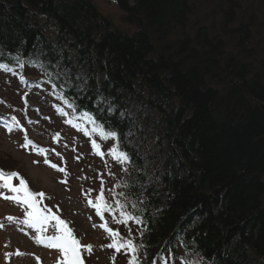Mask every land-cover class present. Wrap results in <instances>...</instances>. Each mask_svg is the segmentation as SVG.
<instances>
[{
  "label": "trees",
  "instance_id": "1",
  "mask_svg": "<svg viewBox=\"0 0 264 264\" xmlns=\"http://www.w3.org/2000/svg\"><path fill=\"white\" fill-rule=\"evenodd\" d=\"M196 1L114 0L126 32L93 0H0V63L121 134L141 264H264L262 33L245 0Z\"/></svg>",
  "mask_w": 264,
  "mask_h": 264
},
{
  "label": "rangeland",
  "instance_id": "2",
  "mask_svg": "<svg viewBox=\"0 0 264 264\" xmlns=\"http://www.w3.org/2000/svg\"><path fill=\"white\" fill-rule=\"evenodd\" d=\"M93 1L101 14L111 20L114 28L133 31L113 0ZM198 3L199 0L196 5ZM243 3L245 6L246 3L251 4V13L257 15L259 24L256 27L258 34L260 31L262 34L259 35L260 42L257 40L255 45L262 49L264 0H245ZM20 77L0 71V120L3 121L0 122V169L18 172L27 181L31 191L44 192L45 198L40 206H46L66 221L82 245H92L91 252L82 249L84 264H128L131 253H125L124 250L116 252L114 248L106 247L112 238L99 226L107 223L108 227L118 231L125 239L129 238L131 229L134 241L142 231L141 225L133 221L127 224L116 222L121 217L115 202L119 199L122 203V199L109 190L120 193L121 179L127 165L113 159L109 154L114 147L113 142L92 132L94 125L89 119L69 114L42 86L34 88L37 91L26 90ZM29 140L32 143L24 147ZM93 140L100 145L99 151L103 155L93 149ZM41 148L46 152L40 153ZM45 158L65 171H57L50 164H45ZM102 186L105 203L112 206L110 211L103 210V218L88 203L89 199L93 204L97 203L96 197ZM25 208L23 204L0 197V224L3 225L0 227V264H62L63 257L58 249L46 247L36 239L38 235H56L53 227L56 222L51 221L49 225L42 226L47 231L22 224ZM8 216L17 219L9 221L6 219ZM17 250L22 255H17Z\"/></svg>",
  "mask_w": 264,
  "mask_h": 264
},
{
  "label": "snow or ice",
  "instance_id": "3",
  "mask_svg": "<svg viewBox=\"0 0 264 264\" xmlns=\"http://www.w3.org/2000/svg\"><path fill=\"white\" fill-rule=\"evenodd\" d=\"M16 63L23 67L24 64L21 63L20 59H16ZM26 63L30 65H34V62L31 60L26 61ZM41 68L44 67L43 64L40 65ZM0 71L11 72L13 69L8 64L0 63ZM21 80H24L25 77L21 76ZM55 87V85H53ZM66 99V98H65ZM103 99V98H101ZM68 107L72 108L74 105L71 102H68ZM108 111H114V109L109 108ZM66 115L67 113H63ZM68 123H72V121H68ZM94 125H96V121H92ZM79 127V125H75ZM12 129L10 128L9 131ZM92 132H96L99 136L107 140L109 138L119 139L120 133L112 128H105L103 126L97 125L92 128ZM87 134V132H86ZM32 142L29 140L24 147H28ZM92 147L97 151L99 155H103L102 152L99 151L100 145L93 140ZM40 153L46 152L45 149H39ZM113 159L121 164L128 163L130 161V157L128 154L122 150H118V146H114L110 149L109 153ZM57 155H59L57 153ZM45 164H50V166L57 171H65L64 168L59 167L56 164H51V162L45 158ZM18 180V183L14 181ZM0 197H3L5 200H10L18 204H23L26 206L25 208V217L21 221L22 224H26L32 228H37L38 230L47 231L46 228L42 229V226L49 225L51 221H55V225H53L56 235L46 236V235H38L36 237L37 242L40 244H44L46 247L58 249L62 254L63 260L62 264H84L82 259V249L84 251L91 252L92 245H82L80 240L73 234V230L68 226L67 222L57 216L51 209L45 207H41L42 200L45 198L44 192H33L30 190L27 181L20 176L18 172L11 171L7 172L3 169H0ZM112 192L114 196H125L124 192L116 193L113 190H109ZM6 193H11L8 195ZM39 198V199H38ZM97 203L93 204L92 200L89 199V205H92L98 215L103 218V210H112V206L105 203L104 189L101 187L100 194L96 197ZM116 207L120 209L119 215L121 217L120 220L116 221L117 223L127 224L129 221H133L137 224L142 223L138 216L133 213L125 210V204H122L119 199H116ZM132 208H135L136 205H131ZM9 221H14L17 218L8 216L6 218ZM101 228H104L105 231L112 238L111 243L107 244L106 247L114 248L116 252H121L124 250L125 253H131L130 259L128 260V264H141V256H140V246L135 243V241L131 238V229H129V238L125 239L120 235L118 231H114L112 228L108 227L107 223L99 225ZM0 227H3L0 224ZM17 255H22L19 250H17ZM38 259V258H37ZM113 261L115 258H112ZM61 264V262H58ZM164 264H168L167 258L164 259ZM190 264V262H189Z\"/></svg>",
  "mask_w": 264,
  "mask_h": 264
},
{
  "label": "water",
  "instance_id": "4",
  "mask_svg": "<svg viewBox=\"0 0 264 264\" xmlns=\"http://www.w3.org/2000/svg\"><path fill=\"white\" fill-rule=\"evenodd\" d=\"M260 107H261V109L264 111V102H261V103H260Z\"/></svg>",
  "mask_w": 264,
  "mask_h": 264
},
{
  "label": "bare ground",
  "instance_id": "5",
  "mask_svg": "<svg viewBox=\"0 0 264 264\" xmlns=\"http://www.w3.org/2000/svg\"><path fill=\"white\" fill-rule=\"evenodd\" d=\"M124 202L122 201V204H123Z\"/></svg>",
  "mask_w": 264,
  "mask_h": 264
}]
</instances>
